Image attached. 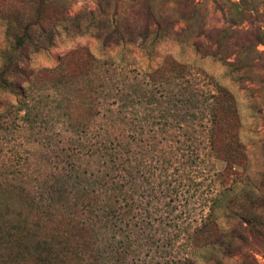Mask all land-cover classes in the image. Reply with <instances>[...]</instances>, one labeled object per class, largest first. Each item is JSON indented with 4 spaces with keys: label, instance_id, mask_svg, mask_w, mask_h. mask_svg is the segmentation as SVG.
Wrapping results in <instances>:
<instances>
[{
    "label": "rangeland",
    "instance_id": "1",
    "mask_svg": "<svg viewBox=\"0 0 264 264\" xmlns=\"http://www.w3.org/2000/svg\"><path fill=\"white\" fill-rule=\"evenodd\" d=\"M195 1L189 31L175 15L178 36L117 44L91 25L97 0H69L78 26L25 0L42 25L22 48L0 11V204L25 214V264L37 239L39 264H264V44L256 79L225 63L236 46L198 51L215 49L199 21L231 25L225 0Z\"/></svg>",
    "mask_w": 264,
    "mask_h": 264
},
{
    "label": "trees",
    "instance_id": "2",
    "mask_svg": "<svg viewBox=\"0 0 264 264\" xmlns=\"http://www.w3.org/2000/svg\"><path fill=\"white\" fill-rule=\"evenodd\" d=\"M7 1L11 2L10 11L17 14L16 17L9 18V29L12 31V39L16 48H22L26 45H34L35 41L39 40L31 31L33 26L42 25V20L39 17L31 18L29 9L25 0H0V11L5 8ZM55 2L53 6L58 11V18L53 20L47 18L44 23H53L54 21H70L72 25L80 24L77 16L67 15L69 9V0H37L36 7L38 10L43 9ZM123 1V0H122ZM129 8V15L124 16L118 13L117 0H97V8L89 11V20L92 27L95 28L96 34L106 43L117 44L130 33V28H138L142 30V40L153 35L156 38H163L170 35L178 36V31L170 30V18L178 15L180 19L189 24L187 29H181L180 32L189 31L190 24L197 19L198 15H202L206 10L204 4H200L195 0H161L155 3V0H125ZM263 1L264 0H259ZM170 6H167V3ZM256 0H225L226 9L223 10L219 4L222 14H228L231 26H222L219 28L204 29L202 22L199 21L201 35L206 41L215 44V49L211 50L208 45V50L203 48L200 41L196 42V49L206 55H218L219 53L226 54L233 47H238L236 56L233 61L225 62L232 67L234 71L249 75L255 79L261 75L257 69V64L251 60L252 50L250 46L262 43L264 44V27L260 22L264 20V10L259 11L256 8ZM27 4V6L25 5ZM161 4V5H160ZM203 17V16H202ZM172 21V20H171ZM243 21H247L253 29L250 33L241 27ZM140 23V24H138ZM138 24V25H137ZM193 25V24H192ZM140 26V27H138ZM42 27V26H41ZM42 30V28H41ZM264 70V62L262 63ZM259 67L261 65L259 64ZM264 74V72H263ZM264 76V75H263ZM219 99V97H216ZM218 99L214 102V108L219 107ZM214 134H212V137ZM16 216V222L10 216ZM25 214L23 211H15L8 204H0V264H8L15 259L19 264H25L30 253L28 241L25 235ZM44 248L43 241L35 240L32 247L33 261L39 264L38 254ZM4 252V253H2Z\"/></svg>",
    "mask_w": 264,
    "mask_h": 264
}]
</instances>
